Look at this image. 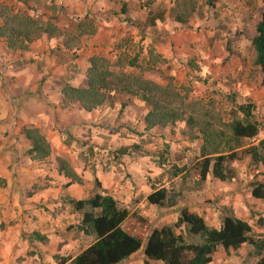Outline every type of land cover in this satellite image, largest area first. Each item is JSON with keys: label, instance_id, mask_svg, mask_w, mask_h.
<instances>
[{"label": "rangeland", "instance_id": "374dc122", "mask_svg": "<svg viewBox=\"0 0 264 264\" xmlns=\"http://www.w3.org/2000/svg\"><path fill=\"white\" fill-rule=\"evenodd\" d=\"M27 1H32V5L35 3L34 0ZM36 3L41 7L28 6L33 9L32 16L41 23L49 21L62 32V35L47 37V41L53 45L49 50V55L53 57L52 64L68 63L65 69L67 74H56L60 76L57 81L60 100L48 98L46 103L50 107L63 109L72 104L78 106L74 101L64 102L61 89L64 85L81 87L80 78L75 76L80 68L74 61L81 53L91 51L90 57L97 55L106 58L114 70H117L116 62L119 61L126 73L142 74L159 85L170 82L185 97L186 114L194 117L196 122L208 123L214 130L224 131V126L232 118L235 105L243 103L253 106L252 116L255 121L264 122V85L260 82L257 67L252 64L253 50L250 44L254 25L264 7L262 0H152L149 4L146 0H70L62 4H57V0H36ZM122 4H129L123 14L120 12ZM190 7H193V12L189 11ZM129 10L135 12L134 18H130ZM148 10L163 13L162 19L153 24L154 30L146 25ZM176 17L183 23L176 21ZM78 25L88 34L77 37ZM152 31L154 41L149 43ZM72 36L77 37V40L73 41L71 48L82 46L79 54L57 47L65 38ZM152 44L159 48L160 54ZM150 52L153 55L151 57ZM164 53L167 58L163 57ZM129 61L134 62L133 67L128 65ZM55 66L52 65L49 71L54 70ZM108 100L111 105L116 103L113 107L119 113L117 118L122 116L124 107L120 108L119 104L123 97L111 93ZM135 102L133 120L124 127L116 118L109 136H106L111 144H103L104 151H101L100 140L90 138L89 130L75 139L68 136L67 131L50 126L42 135L51 149L50 154L54 159H63L62 156L67 155L74 161L84 154L104 169L125 174V179L130 177L127 170L134 173L130 166L138 163L143 182L149 190L153 186H162L171 189L173 194L177 193L176 206L171 209H157L144 204L142 198L146 191L143 187L139 189L141 182L135 187L138 193L131 194L127 202L116 200L120 207L128 211H141L140 216L149 227L172 224V214L187 202L191 208L199 211L202 204L220 198L221 194L215 192L218 191L216 187L220 185L219 182L210 188L209 183L194 185L190 181L171 177L173 167L186 166L197 157L199 141L192 145L181 136V133H187L182 123L163 130L153 129L140 138L143 135L141 117L145 110L139 101ZM257 144L251 139L242 142L244 147ZM125 146H129L127 155L116 152ZM156 152L161 153V158ZM261 152L264 156V148ZM226 167L232 174L222 184L225 187L240 184L242 195L250 181L264 182V169L253 167L246 157L229 162ZM221 189L220 193L227 192ZM208 193L212 194L211 198L207 197ZM253 207V210L248 211L247 222L254 226L253 222L260 214H264V210L260 204ZM221 209L231 211L230 206H219ZM253 226V235L262 236L255 232ZM90 240L88 237L82 238L80 246L87 245ZM250 253L249 247L242 246L234 253L236 258L230 260L231 257L218 248L210 264H252L255 258Z\"/></svg>", "mask_w": 264, "mask_h": 264}, {"label": "trees", "instance_id": "16d2710c", "mask_svg": "<svg viewBox=\"0 0 264 264\" xmlns=\"http://www.w3.org/2000/svg\"><path fill=\"white\" fill-rule=\"evenodd\" d=\"M151 1L146 0L148 4ZM262 1L264 4V0ZM189 11L193 12V7ZM120 12H125V5H121ZM162 14L148 10L146 25H153L155 21L161 20ZM179 17H176V21L183 23ZM77 28V37L88 34L81 25ZM59 35L62 32L49 21L41 23L26 12H13L6 5L0 4V40L7 49L24 51L27 44L41 36L51 38ZM77 37L65 38L62 47L70 49ZM250 44L253 50L252 64L257 67L260 82L264 85V7L254 25ZM149 55L153 56L151 52ZM118 62L117 70H114L106 58L92 55L87 60L84 72L85 88L64 85L61 89L62 100L76 102L85 112L108 102L111 93L123 97L120 108L130 99L137 100L145 110L141 119L142 133L182 123L187 133H181V136L190 143L197 139L201 142L198 157L186 166L173 167L171 177H178L181 181L199 185L208 176L221 182L226 181L232 174L226 164L245 157L249 158L251 164H264L261 152L263 142L255 146L242 145L245 139L256 135L259 125L252 116L251 104L235 105L232 118L224 126L225 132L214 130L208 123L196 122L194 117L186 114L185 97L180 95L173 84L168 82L159 85L142 74L126 73L122 70L123 64ZM128 65L133 67L134 62L129 61ZM22 135L30 143L27 154L32 159L41 161L49 155V146L36 129H23ZM128 151L129 146H126L116 152L125 156ZM155 154L161 158V153ZM55 162L59 174L70 183H80L66 161L56 158ZM157 164L160 165L161 162ZM93 184L96 189L100 188L94 175ZM2 185L3 180L0 179V187ZM249 195L252 199L264 201V182L250 181ZM176 198L177 193H171V189L153 186L145 201L156 208H172L176 204ZM65 201L80 216L73 228L93 239L70 260L71 264H120L139 250L143 255V264H209L217 247L227 254L229 250L236 252L242 246L250 248V254L255 258L252 264H264V236L253 235V225L236 218L229 210L219 211L216 229L208 227L202 217L185 207L178 210L176 221L171 225L150 228L145 219L129 213L103 191L102 194L94 192L82 200L66 198ZM253 223L264 232V217L258 216ZM70 228L72 227H67L66 230ZM66 260L68 258L60 259Z\"/></svg>", "mask_w": 264, "mask_h": 264}, {"label": "crops", "instance_id": "0c3cea01", "mask_svg": "<svg viewBox=\"0 0 264 264\" xmlns=\"http://www.w3.org/2000/svg\"><path fill=\"white\" fill-rule=\"evenodd\" d=\"M34 2L32 5L33 2L27 0H0V4L6 5L13 12L23 11L31 16L33 9L28 6L41 7L35 5L37 4L36 0ZM124 2H128V0H124ZM129 16L134 18L136 14L133 10H129ZM149 28L154 30L155 27L149 25ZM153 32L149 35V43L154 41ZM57 47L70 53L79 54L82 52V46L65 49L62 44H58ZM152 47L160 54L159 48L153 44ZM52 48L53 45L47 41L46 36H41L27 44L24 51L7 49L5 43L0 40V179L3 180V185L0 187V264H71L70 260L86 248L93 239L73 228L79 222L80 216L72 210L65 201L66 198L82 200L94 192L98 191L102 194L103 191L115 201L127 202L131 194L138 193L135 187L141 182L143 186L141 185L139 189L143 187L146 191L142 199L143 203L147 204L145 197L150 192L148 186L143 182L144 177L139 171L138 163H133L130 166L134 173L127 170L130 177L125 179V174L112 169H104L98 163L94 164L93 160L90 161L84 154L80 155L76 161L63 155V160L69 164L80 179V183H70L67 178L57 172L55 159L50 153L41 161H36L27 154L30 143L24 138L21 130L33 128L43 135L50 126L56 130L60 128L59 130L67 131V134L75 139L80 138L89 130L90 138L100 140L102 142L101 151H104L103 144L111 142L106 136H109L110 128L118 116L117 109L115 106L113 107L116 103L111 105L110 100L90 112L81 110L75 104L59 109L50 107L46 103L48 98L60 100V91L57 87L60 76L56 74L65 72L68 64H52L53 57L49 55V50ZM81 54L74 61L80 68L79 72L76 71L75 76L80 78L81 88H85L84 72L91 51ZM163 57L167 58V54L164 53ZM52 65L56 66L54 70L49 71ZM50 73L55 75H50ZM65 74L67 73L65 72ZM135 104V100L130 99L124 106L123 115L117 118L124 124V127L133 120ZM144 135V133L140 135V138ZM196 141H199L200 145L199 139L189 143L193 145ZM49 150L51 152V149ZM196 150L198 157L199 147ZM246 159L249 161V158ZM133 165L135 166L133 167ZM252 165L264 169V164ZM93 175L100 185L99 189L94 187ZM217 182L220 185L216 187L218 191L215 192L221 194V197L216 201L202 204L199 211L191 208L188 202L180 205L202 217L208 227L215 229L219 223V206H230L232 214L246 222L249 217L248 211L254 209L253 205L260 204L264 210V201L252 199L249 195V187L242 195L243 189L240 184H230L225 187L222 184L225 181L221 182L209 176L203 183H209L212 188L217 186ZM220 187L223 188L221 191L227 190V192L220 193ZM216 193L213 192V194ZM211 195L208 193L207 197L211 198ZM178 210L172 214L173 223L176 221ZM128 212L141 217V211ZM259 216L264 217V214ZM67 227L72 228L66 230ZM253 228L256 233H261L264 236L261 228L257 226H253ZM86 237L91 240L87 245L81 247V240ZM234 253L229 250L227 254H224L230 256V260H232L236 258ZM62 258H68V260L60 261ZM120 264H143L141 250L130 255Z\"/></svg>", "mask_w": 264, "mask_h": 264}, {"label": "built area", "instance_id": "2783aa9c", "mask_svg": "<svg viewBox=\"0 0 264 264\" xmlns=\"http://www.w3.org/2000/svg\"><path fill=\"white\" fill-rule=\"evenodd\" d=\"M64 0H57V4H62ZM74 53V52H73ZM252 141H256L257 143L263 142L264 143V122L259 123L257 126L256 135L251 138Z\"/></svg>", "mask_w": 264, "mask_h": 264}]
</instances>
